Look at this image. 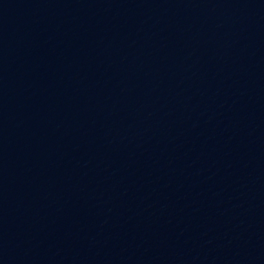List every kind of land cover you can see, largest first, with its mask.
I'll return each instance as SVG.
<instances>
[{
	"label": "water",
	"instance_id": "95a60500",
	"mask_svg": "<svg viewBox=\"0 0 264 264\" xmlns=\"http://www.w3.org/2000/svg\"><path fill=\"white\" fill-rule=\"evenodd\" d=\"M0 264H264V0H0Z\"/></svg>",
	"mask_w": 264,
	"mask_h": 264
}]
</instances>
